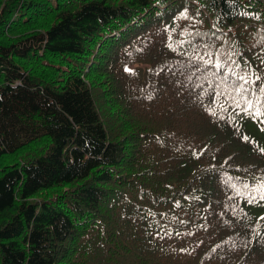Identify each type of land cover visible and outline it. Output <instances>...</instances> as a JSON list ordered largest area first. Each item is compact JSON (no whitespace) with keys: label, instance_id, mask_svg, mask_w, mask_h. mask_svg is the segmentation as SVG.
<instances>
[{"label":"trees","instance_id":"trees-1","mask_svg":"<svg viewBox=\"0 0 264 264\" xmlns=\"http://www.w3.org/2000/svg\"><path fill=\"white\" fill-rule=\"evenodd\" d=\"M189 41L264 79V0H0V264H264V116Z\"/></svg>","mask_w":264,"mask_h":264},{"label":"snow or ice","instance_id":"snow-or-ice-1","mask_svg":"<svg viewBox=\"0 0 264 264\" xmlns=\"http://www.w3.org/2000/svg\"><path fill=\"white\" fill-rule=\"evenodd\" d=\"M188 43L192 46L191 41ZM192 47L193 54L189 57V64L185 66L188 70L186 79L193 88L200 89L209 98L208 105L212 115H216L215 106L218 105L222 113H227L231 108L254 117L264 116V104L260 102V97L264 96V79L251 65L247 62L242 65L234 59L235 52L213 51L211 44H204L203 52L198 51L199 45ZM257 81L260 84L254 87ZM198 99H202V96L198 95ZM220 118L223 119V115ZM243 187L247 189L248 185L244 184ZM257 195L264 200V185L251 190L249 202L254 201Z\"/></svg>","mask_w":264,"mask_h":264}]
</instances>
